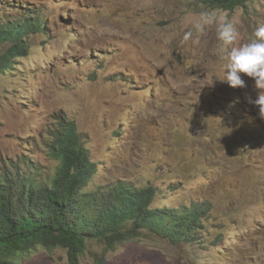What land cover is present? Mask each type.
<instances>
[{
  "label": "rangeland",
  "instance_id": "rangeland-1",
  "mask_svg": "<svg viewBox=\"0 0 264 264\" xmlns=\"http://www.w3.org/2000/svg\"><path fill=\"white\" fill-rule=\"evenodd\" d=\"M2 1L42 10L47 27L0 75V167L25 157L52 169L46 138L69 120L96 166L89 188L151 181L154 206L212 208L197 244L149 233L115 249L93 242L77 264H264V119L246 100L251 78L243 89L220 81L230 48L264 25V0L233 12L193 0ZM202 12L232 24L231 45L214 23L183 39ZM18 262L70 264L66 249L43 247Z\"/></svg>",
  "mask_w": 264,
  "mask_h": 264
},
{
  "label": "trees",
  "instance_id": "trees-1",
  "mask_svg": "<svg viewBox=\"0 0 264 264\" xmlns=\"http://www.w3.org/2000/svg\"><path fill=\"white\" fill-rule=\"evenodd\" d=\"M193 1L233 12L252 0ZM46 27L42 10L0 0V75L13 71L28 52L29 37L45 34ZM54 127L46 138L57 162L52 169L25 157L0 167V264H19V256L37 247L66 249L70 264H77L93 242L115 249L148 233L175 245L197 244L210 221L208 202L157 207L159 187L119 176L89 188L96 166L74 122L56 119Z\"/></svg>",
  "mask_w": 264,
  "mask_h": 264
},
{
  "label": "clouds",
  "instance_id": "clouds-1",
  "mask_svg": "<svg viewBox=\"0 0 264 264\" xmlns=\"http://www.w3.org/2000/svg\"><path fill=\"white\" fill-rule=\"evenodd\" d=\"M210 23L216 25V38L222 46L227 47L236 39L232 24L225 17L215 16L209 12L199 14L192 30L186 32L183 39L189 40L193 31H203ZM242 74L254 81L257 90L254 99L246 96V100L258 109V115L264 119V25L254 30L247 43L230 48L226 63L223 65V79L220 81L226 82L232 88L243 89L246 87V82Z\"/></svg>",
  "mask_w": 264,
  "mask_h": 264
}]
</instances>
